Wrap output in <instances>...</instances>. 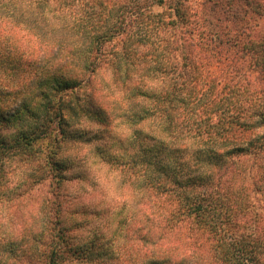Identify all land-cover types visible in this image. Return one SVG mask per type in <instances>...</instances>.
Masks as SVG:
<instances>
[{"label": "trees", "instance_id": "obj_1", "mask_svg": "<svg viewBox=\"0 0 264 264\" xmlns=\"http://www.w3.org/2000/svg\"><path fill=\"white\" fill-rule=\"evenodd\" d=\"M237 2L0 0V163L23 174L14 199L48 183L52 210L38 229L18 218L0 264H264V39L242 47ZM105 143L144 186L149 235L144 213L67 192L88 180L68 165ZM78 232L94 238L80 246Z\"/></svg>", "mask_w": 264, "mask_h": 264}, {"label": "clouds", "instance_id": "obj_2", "mask_svg": "<svg viewBox=\"0 0 264 264\" xmlns=\"http://www.w3.org/2000/svg\"><path fill=\"white\" fill-rule=\"evenodd\" d=\"M7 3V0H5ZM2 131V129H0ZM88 135V133H86ZM103 139V137H100ZM109 139H112L109 137ZM15 143V140L12 141ZM0 160L3 157L0 156ZM77 162L75 164H69L68 170L73 168L79 169L77 175H88V180L80 186L81 194L88 198L87 202L92 203L93 201L100 206L101 211H121L126 212L128 215H133L137 212L144 213L145 209V191L143 184L137 180L135 176L126 175L123 168L118 170L112 169L111 165L115 163L112 160V148L108 144H101L96 148L95 153H86L76 157ZM104 164L107 168L105 172V182L115 186L116 191L119 192V200L115 201L113 207L109 205L113 204L109 194H106L102 189H98V180L92 171L93 169H98L99 165ZM115 171V175L113 172ZM21 170L16 168L14 164H4L0 163V201H13L14 206L11 207L9 214V220L14 219V214H18L19 206L25 204L27 197L23 199H14L16 196L20 195L22 189L20 187V180L22 177ZM30 179V177H29ZM38 208V206H37ZM148 216V219L141 218L135 227L140 228L145 235L151 233L153 228L152 221L155 220L154 216L151 214L144 213ZM25 216V227L32 228L33 224L37 225L39 228L40 223L43 221L42 214L37 209L28 208ZM131 223V220L129 221ZM85 227H87L85 225ZM79 239L74 238V243L80 246L88 245L94 238L91 233H79L77 234ZM10 236V229L5 224L3 219H0V241H3L6 237ZM181 264H194L193 260H182Z\"/></svg>", "mask_w": 264, "mask_h": 264}, {"label": "rangeland", "instance_id": "obj_3", "mask_svg": "<svg viewBox=\"0 0 264 264\" xmlns=\"http://www.w3.org/2000/svg\"><path fill=\"white\" fill-rule=\"evenodd\" d=\"M262 2H263L262 5L264 7V1H262ZM234 8H238L240 10V15H239L240 19H239V21H237V25H241V23H242L244 28L246 27V25H248V28H250V31L246 33L244 40L241 41L242 47L246 46L249 41H251V42L258 41L260 39V37H262L264 39V12H261V10H257V14H252L250 11V9L252 7H249L246 3L242 2L241 0H239V2L234 4ZM217 17H221V14L217 15ZM259 43H260L258 45L259 52H258V54L255 55V58L260 60L256 65L257 72H258L260 77L258 79H256L255 74L253 77L258 84L257 87L264 89V41L263 42L260 41ZM248 61H250V59ZM254 63H255V61H254ZM82 128L86 129L87 131H97L99 129L96 126H93V125H91L89 123H85V122L81 125L80 129H82ZM0 129H2V131H0V133H3V134H7L10 132L5 127L0 126ZM261 131H263V129H256L255 130L256 133H260ZM126 134L124 131H120V128L118 130H116V132L114 133L115 137H117L119 139H123ZM106 140L108 141L109 144L112 143L109 140V138H105V141ZM96 170L97 169H93L92 171L94 172V174H95V176L99 182L97 187H98V189H102L106 194L110 195L111 199L113 200V204L109 205V207H113L115 200H117V191L114 190L115 186L114 185L110 186V185H108L109 183L105 182L104 169H102L101 171H96ZM78 187H80V184H74L73 185L70 183V185L67 186V192H69V191L76 192L77 190H79ZM48 192H49V185H48V183H45L39 187H36V189L33 191V193L24 196V198L27 197L26 203L19 206L18 214H14V219L11 221L9 220V214L11 211L10 206H14L13 202L9 203V204L6 202L1 203V205H0V219H3L5 221V224L9 227V229H11L20 216L25 217L24 214L27 212L28 208L37 209L42 215L44 214V216L48 215L47 213H51L52 210L48 212L45 208H42L43 202H45L46 198L49 196ZM62 200L65 201L66 199L63 198ZM92 203L94 204V201ZM95 205L99 206L97 204H95ZM37 206H38V208H37ZM122 246H123V253L125 255V258L127 257L128 254H133L132 259H134L136 254H138L137 253L138 245L136 243H134V241L128 242V243H122L121 247ZM113 264H117V262H113Z\"/></svg>", "mask_w": 264, "mask_h": 264}]
</instances>
